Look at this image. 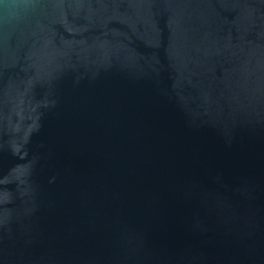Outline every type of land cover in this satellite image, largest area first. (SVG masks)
<instances>
[{"label": "water", "instance_id": "obj_1", "mask_svg": "<svg viewBox=\"0 0 264 264\" xmlns=\"http://www.w3.org/2000/svg\"><path fill=\"white\" fill-rule=\"evenodd\" d=\"M0 264H264V0H0Z\"/></svg>", "mask_w": 264, "mask_h": 264}]
</instances>
